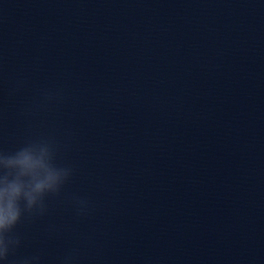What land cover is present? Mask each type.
Instances as JSON below:
<instances>
[{"label": "clouds", "instance_id": "obj_1", "mask_svg": "<svg viewBox=\"0 0 264 264\" xmlns=\"http://www.w3.org/2000/svg\"><path fill=\"white\" fill-rule=\"evenodd\" d=\"M72 169L56 162V149L49 140H33L13 152L0 149V261L3 264H38V257L12 261L20 246L15 229L25 214L43 215L46 198L59 195ZM80 209L86 201L76 199Z\"/></svg>", "mask_w": 264, "mask_h": 264}]
</instances>
